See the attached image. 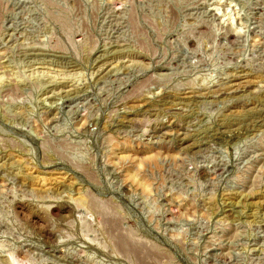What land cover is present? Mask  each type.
I'll list each match as a JSON object with an SVG mask.
<instances>
[{
  "label": "rangeland",
  "instance_id": "obj_1",
  "mask_svg": "<svg viewBox=\"0 0 264 264\" xmlns=\"http://www.w3.org/2000/svg\"><path fill=\"white\" fill-rule=\"evenodd\" d=\"M263 114L264 0H0V264H264Z\"/></svg>",
  "mask_w": 264,
  "mask_h": 264
},
{
  "label": "bare ground",
  "instance_id": "obj_2",
  "mask_svg": "<svg viewBox=\"0 0 264 264\" xmlns=\"http://www.w3.org/2000/svg\"><path fill=\"white\" fill-rule=\"evenodd\" d=\"M175 102V101H174ZM260 113V112H259ZM264 115V114H263ZM262 115V116H263ZM261 115H260V117H258L256 120H257V122H254V124L255 123H260V121H262L261 120ZM250 119V118H249ZM248 119V120H249ZM256 120H254V121H256ZM253 122V121H252ZM263 122H264V120H263ZM262 122V123H263ZM227 123V122H226ZM248 123V122H247ZM250 123V122H249ZM251 124V123H250ZM253 124V125H254ZM231 126H234V122H232V123H227V124H225V125H222V129L224 130L225 128H229V127H231ZM250 126V125H249ZM236 127H238V126H236ZM251 127V126H250ZM218 130V129H217ZM223 130H221V131H223ZM219 131V130H218ZM217 131V132H218ZM216 133V131H213V133H212V135L213 134H215ZM211 134V133H210ZM219 134V133H218ZM217 135V134H216ZM215 135V136H216ZM203 136V135H202ZM205 136V135H204ZM214 136V137H215ZM207 137V136H206ZM218 137V136H217ZM213 137L211 136V139H212ZM204 140H205V137L203 138V137H201V135H200V137H198V139L197 140H195V138L194 139H183V140H181V142H182V144H183V146H186V148H188V150L190 149V150H198L200 147H201V145H203V143H206V141L204 142ZM182 148V147H181ZM114 226V225H113Z\"/></svg>",
  "mask_w": 264,
  "mask_h": 264
}]
</instances>
